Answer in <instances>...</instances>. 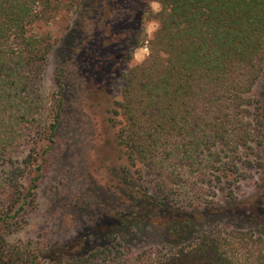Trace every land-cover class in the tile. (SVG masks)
I'll use <instances>...</instances> for the list:
<instances>
[{"label":"trees","instance_id":"1","mask_svg":"<svg viewBox=\"0 0 264 264\" xmlns=\"http://www.w3.org/2000/svg\"><path fill=\"white\" fill-rule=\"evenodd\" d=\"M85 1L0 0V264H264V221L218 218L264 165V107L253 94L264 75V0H142L106 117L120 163L109 182L123 204L64 240H8L35 208L60 136L63 69L57 92H42L58 41L48 26ZM102 1L112 16L106 5L122 0ZM143 46L145 59L132 62Z\"/></svg>","mask_w":264,"mask_h":264},{"label":"rangeland","instance_id":"2","mask_svg":"<svg viewBox=\"0 0 264 264\" xmlns=\"http://www.w3.org/2000/svg\"><path fill=\"white\" fill-rule=\"evenodd\" d=\"M102 2L86 0L74 15L48 26L58 41L48 57L42 92L46 97L57 92V73L63 69L65 105L60 136L39 184L35 208L18 230L7 234L10 242L32 241V247H37L49 238L64 240L88 222L90 214L110 212L123 204L109 182L114 163H120L115 160L113 130L106 117L120 84L119 76L111 77L113 66L120 53L123 57L121 51L125 58L128 33L142 0L106 5L112 16L102 15ZM150 4L154 11L159 9L156 1ZM145 27L152 33L158 22L150 19ZM147 53L144 46L135 48L132 62L143 61ZM127 61L121 60L119 72ZM253 94L264 107V75ZM248 172L236 188L239 200L220 211L218 218L235 227L256 228L264 221V165ZM150 236L156 237V232ZM153 240L157 243V238Z\"/></svg>","mask_w":264,"mask_h":264}]
</instances>
